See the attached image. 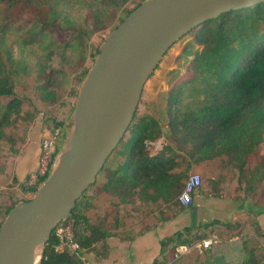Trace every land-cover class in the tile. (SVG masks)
<instances>
[{
    "label": "trees",
    "instance_id": "16d2710c",
    "mask_svg": "<svg viewBox=\"0 0 264 264\" xmlns=\"http://www.w3.org/2000/svg\"><path fill=\"white\" fill-rule=\"evenodd\" d=\"M129 1L0 0V53L9 63L7 66L0 60V143L9 151L0 157L1 163L5 162L0 166V176L5 175L11 160L17 157L31 122L45 111L46 105L58 99L52 89L51 77L43 80L37 96L16 92L20 77L24 79L34 71L43 73L45 66L41 61L30 63L25 55L19 60L13 59L10 49L5 47L6 38L14 37L24 50H40L48 61L57 51L63 58L67 51L84 58L92 30L105 29L106 18L113 20L115 15L111 11L123 9ZM145 1H140L131 10L123 9L125 18ZM125 18L119 20L118 25ZM187 36L191 39L180 55V58H186L185 72L181 75L173 71L174 84L161 101L167 108L165 122L162 125L157 119L138 116L136 111L125 136L95 183L83 193L71 212L68 221H73L75 240L84 250L81 256L56 252L54 247L58 239L52 234L44 246L40 264H83L86 254L108 255V238L133 239L114 233L117 217L113 223L107 222V217L96 218V222L91 219L95 201L91 200L89 191L94 189L110 197L112 210L114 207L135 208L160 203L170 209L174 207L171 213L178 215L186 209L178 197L191 169L222 158L237 169L240 176L250 175L246 182L249 194L259 190L264 180V158L256 164L253 173H247V168L249 158L261 154L264 146V3L208 20L184 37ZM98 50L99 47L95 48L93 62ZM91 68L81 74L79 90L72 91L75 102H68V121L51 112L45 113V123L53 133L64 129L66 121L70 122L81 86ZM161 138H167L170 144L157 150L154 143ZM254 181L259 186L255 187ZM211 183L216 189L218 183ZM215 189L210 193L211 198L226 199L227 204L234 205V210L245 208L244 200L226 198ZM199 196L202 198L203 194ZM25 200L28 199L6 193L0 204V215L5 218L16 203ZM254 207L258 215L264 213L261 205ZM242 227L237 222L222 219L200 223L198 229L186 227L160 241L161 253L169 251L150 264H179L184 259V256L175 257L179 246H190L206 239L217 229L241 232ZM99 245L104 249L102 252L97 251ZM241 246L242 264H264V254L256 247L248 246L247 242ZM215 253L212 249L207 250L204 257L195 260L196 264H231L224 255L216 256Z\"/></svg>",
    "mask_w": 264,
    "mask_h": 264
},
{
    "label": "water",
    "instance_id": "95a60500",
    "mask_svg": "<svg viewBox=\"0 0 264 264\" xmlns=\"http://www.w3.org/2000/svg\"><path fill=\"white\" fill-rule=\"evenodd\" d=\"M264 0H146L99 46L71 114L57 165L0 226V264H40L45 244L95 183L131 125L169 49L202 23Z\"/></svg>",
    "mask_w": 264,
    "mask_h": 264
},
{
    "label": "rangeland",
    "instance_id": "374dc122",
    "mask_svg": "<svg viewBox=\"0 0 264 264\" xmlns=\"http://www.w3.org/2000/svg\"><path fill=\"white\" fill-rule=\"evenodd\" d=\"M140 1L143 0H130L123 9L131 10ZM123 9L111 11V13L113 14L114 12L115 15L113 17V20L106 18L107 22L105 29L96 32L95 30H92L94 32L91 33L89 41L87 42V52H85L84 58H79L75 53L70 51L64 53L65 55L63 58L61 56L62 54L57 51L56 56L48 61L46 54L43 52H39L40 50H34L36 52L24 50V48L20 44L15 42L14 37L9 36L6 38L7 43L5 44V47L10 49L9 51L11 52L13 59L19 60L22 55H25L29 59V61H31L30 63L34 64L36 61H41V65L44 64L45 66L43 73L34 71L30 75L24 76V79L20 77L19 85L15 86L16 92L31 93L37 96L40 93L39 88L43 85V80H47V78L51 77L53 79V83H51L53 87L52 89L55 91V94L58 97L56 101L49 105H46V107L44 108L45 111H42V113L31 122L29 129L27 128L28 131L25 130L27 132V137L22 146L27 142V139L29 137V130L35 128L39 129V127H43L42 136H40V153L42 142L44 138L47 137V135L55 136V141L57 142L55 144V157H57L58 154L66 146L67 134L69 131V123L67 122L68 120L66 118V115L70 114L68 111V102L71 101L72 104H74L75 102V97L72 96V91L74 92L79 90L80 86L78 84V81L81 74L84 70L92 67L94 63V59H92V57L94 55L95 48H98L103 43L108 34L118 25L119 20L125 18ZM72 12L73 14H75L76 8L72 9ZM190 39V36L184 37L182 40L172 46V48L169 49L168 53H166L164 59L162 60L159 69L155 72L154 76L147 81L144 87L145 89L141 98L140 105L137 110L138 116H148L157 119L159 123L163 125L166 118L167 108L165 104H162L161 101L166 97L167 91L174 84L173 77L175 73H173V71H177L181 75L185 72L186 58H180V55H182V49H184ZM2 57L3 56H1L0 53V60L2 59V61L5 62L7 66H9L8 61H6L4 57ZM54 70L59 71V73L57 74ZM46 112H51L52 114H55L56 116L67 120L66 127L61 131L56 130L53 133L49 129V126H47L45 123L44 115ZM166 144H170L169 140L167 138H161V140L154 143V148L159 150ZM22 146L19 148V152ZM6 151L9 153V151L7 149H4L2 147V144L0 143V157L1 155H6ZM261 154L256 155V157L251 156L249 158L247 173L248 171L249 174L253 173L257 167L256 164H260L262 162L264 158V146L261 150ZM18 155L19 153L17 154V156ZM1 164L2 163L0 161V166ZM35 171L31 172L25 179L24 183L20 185L22 193L19 195V198H21V196L25 194V196H29L27 198L29 199L32 196L29 194H31L38 187L36 185L37 187L35 189H31V187L28 185L29 177ZM192 174H198L201 177V185L197 189L195 195H200V193L203 194L205 192L213 193L215 188L213 187L211 182L214 181L218 183L215 190L220 195L234 200H244L246 203H252L253 207L255 204H259L261 205V207H263L264 210V180L260 184V188L256 191V193L254 192V194H249L247 190L248 185L246 182H248V180L250 179V175L248 176L247 174L240 176L237 169L233 168L222 158L208 161L198 166H194L188 173V177ZM1 179L2 178L0 177V204L4 201V196L6 197V193H12L11 189L17 184L16 182H14V179L11 180L10 177L5 180ZM41 181L42 179L38 182V184H40ZM2 182L4 185L3 187H1ZM253 185L255 187L259 186V184L257 185V182L255 181L253 182ZM89 192L92 194L90 195L91 200L95 201V207L90 212L91 219L94 222L97 221L96 218L107 217V222L113 223L112 221L114 220V217H117L118 225L116 226V228H113L114 233H117L118 235L120 234V236L125 239L132 237L133 239L130 241L131 243L148 232V234H146L144 238L138 240V245L143 244V248L145 247L144 245L148 247V249L146 250V257L143 259L145 260L144 262H146L145 264H149L155 254L159 253L160 241L163 238L170 236L186 227L192 226L196 222L195 216L191 215V210L187 209L188 207H185L183 205L182 206L186 209L183 212L179 213L177 216L175 214L172 215L171 213L174 207L170 209L168 207H164L160 203L137 205L135 208H132L131 206L119 207V209L117 207H114V209L112 210L110 203L111 199L109 196L99 193L96 189ZM229 208L230 207H228L223 212V208H221L220 210L218 209L216 213L222 216L227 215L229 213ZM234 215V222H237L243 226L241 228V232H230L224 228L215 230L214 233L206 239H210L214 235H217V240L214 241L212 245H210V248H208L207 250L212 249L216 252V256L224 255L231 264H242L244 261V253L241 250V245H243L244 242H247L248 246L256 247L258 249V252L264 254V213H262L261 215H257V217L254 214L252 218L248 217L244 220H239V212ZM3 221L4 217L2 214L0 215V226ZM112 238H117V240L121 239L120 237ZM106 244L108 245L107 242ZM117 244L121 245L119 242H116V245ZM116 245L113 246L114 251L112 253V256L107 260V262L103 264L122 263V261H119V254L123 252V256H125L127 252L126 246L128 245V243H124L125 246L122 247ZM218 245H220V247ZM103 250L104 249L101 248L100 245L97 246V251L102 252ZM207 250H201V252L192 251L184 253L182 255L177 253V255L175 254V257L180 259V257L184 256V259L182 258L183 261L179 264H196L195 260L197 258L204 257ZM168 251L169 249L166 252L162 251L159 258L161 259L165 253H168ZM89 254L93 258L98 257L93 253ZM98 258L103 260L105 257L99 256ZM99 259L97 261H99ZM83 260V264H89L86 257H84ZM127 262H129L128 257ZM92 264L95 263L92 262ZM141 264L143 263L141 262Z\"/></svg>",
    "mask_w": 264,
    "mask_h": 264
},
{
    "label": "crops",
    "instance_id": "0c3cea01",
    "mask_svg": "<svg viewBox=\"0 0 264 264\" xmlns=\"http://www.w3.org/2000/svg\"><path fill=\"white\" fill-rule=\"evenodd\" d=\"M42 128L43 127H39V129L35 128V129L29 130V135H28L29 137L27 139V142L20 149L19 155L16 158L11 160L10 167L7 173H5V175L3 176H0L2 178L1 180H5L9 177L11 178V180L13 179L16 180L14 182H16L17 184L11 189V192L17 195L18 198H19V195L22 193L20 185L24 183L27 176L31 172L35 171L38 167V161H39V156H40V141H41L40 136H42ZM3 186L4 185L2 182L1 187ZM28 197L29 196H25V194H23L20 199H24V198L27 199ZM225 200L226 199L219 200V199L211 198L210 193H207V192L203 193L202 198L199 195H195L193 197V202L191 204L192 206L191 205L188 206L187 209L191 210V215L195 216L196 222L194 223V225L189 226V227L198 229V225H200V223H210L214 219H219V218H222L223 221L227 220V221L234 222V218H233L235 216L234 214L238 212H239L238 217L240 218L239 220H244V219H247L248 217L252 218L254 214L256 215V217L258 215L257 209L254 208L252 204L249 205L247 203L245 204L246 205L245 208L243 209L238 208L237 210H234V205H231V204L228 205ZM228 207H230L228 209V211L230 212V215L222 216L216 213L218 209L220 210L221 208H223L222 210L223 212ZM146 234H148V232L145 233L139 239L133 241L132 243L130 241L123 242L119 239L117 240V238L116 239L109 238L106 240V242L108 243L110 247V251L103 260L99 259L98 257L93 258L90 256V254L85 255V257L88 260L89 264H92V262L95 264L97 263L103 264L107 262V260L112 256V253L114 251L113 246L116 245V242H119L121 244V245L117 244L119 247L125 246L124 243H128V245L126 246L127 252L125 256H123V252L119 254V258H120L119 261H122L121 264H141V262L145 264L146 262H144L145 260L143 259L146 257V254H147L146 250L148 249V247L144 245L145 247L143 248L142 247L143 244L138 245V240H140L141 238H144ZM160 254H161V251L159 249V253L155 254V256L151 259L149 264L155 258H158ZM127 257L129 258V262H127ZM98 259L99 261H97Z\"/></svg>",
    "mask_w": 264,
    "mask_h": 264
},
{
    "label": "built area",
    "instance_id": "2783aa9c",
    "mask_svg": "<svg viewBox=\"0 0 264 264\" xmlns=\"http://www.w3.org/2000/svg\"><path fill=\"white\" fill-rule=\"evenodd\" d=\"M56 143L55 136L47 135V137L44 138L41 145L38 168L32 175H30L28 180V185L31 187V189H35L37 186L38 187L29 195L33 196L34 192L41 186L43 181L57 165L56 163L58 156L55 157L54 155ZM41 179V183L38 184ZM200 185L201 177L198 174L190 175L185 181L183 191L178 198L180 204L185 207L190 206L193 202V195L197 192V189L200 187ZM32 196L30 198H32ZM53 234L58 239V244L54 247L56 252L81 256V253L84 250L75 240L73 221L60 222V224H58V226L55 228ZM216 240L217 235H214L210 239L202 240L190 246H179L176 249V254L178 253L182 255L192 251L201 252V250H207Z\"/></svg>",
    "mask_w": 264,
    "mask_h": 264
}]
</instances>
